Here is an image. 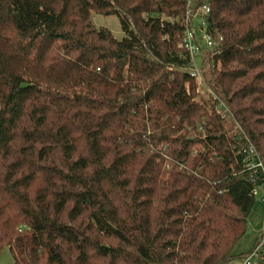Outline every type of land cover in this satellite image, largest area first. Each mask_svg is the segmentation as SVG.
Returning a JSON list of instances; mask_svg holds the SVG:
<instances>
[{
	"label": "trees",
	"instance_id": "obj_1",
	"mask_svg": "<svg viewBox=\"0 0 264 264\" xmlns=\"http://www.w3.org/2000/svg\"><path fill=\"white\" fill-rule=\"evenodd\" d=\"M199 4L0 0V251L13 264L236 258L264 186V0H208L222 41L203 53L207 100L180 47Z\"/></svg>",
	"mask_w": 264,
	"mask_h": 264
},
{
	"label": "built area",
	"instance_id": "obj_2",
	"mask_svg": "<svg viewBox=\"0 0 264 264\" xmlns=\"http://www.w3.org/2000/svg\"><path fill=\"white\" fill-rule=\"evenodd\" d=\"M193 0H187L190 5ZM210 12L208 0H200V4L195 10L189 9L185 19V32L183 40L180 44L181 48L188 54L190 63L188 72L190 77L196 82L197 86L203 84L202 76V57L206 50H211L222 41L221 38H215L206 32L207 19L206 15ZM198 20L197 26L194 22ZM198 32L200 34L198 35ZM198 60L201 61L198 64ZM257 195V190L253 192ZM260 202L264 204V197L260 198ZM264 233V231H262ZM264 247V240H261L249 253L242 258V264H252V261L260 256V249Z\"/></svg>",
	"mask_w": 264,
	"mask_h": 264
},
{
	"label": "rangeland",
	"instance_id": "obj_3",
	"mask_svg": "<svg viewBox=\"0 0 264 264\" xmlns=\"http://www.w3.org/2000/svg\"><path fill=\"white\" fill-rule=\"evenodd\" d=\"M92 22L96 29L108 30L115 40L120 41L124 37L119 20L114 15L103 16L93 13ZM196 23H198V20H196ZM197 63L200 64L201 61L198 60ZM196 93L198 94L196 99H212V93L206 88L204 83L197 86ZM262 197H264V186L257 189L252 213L247 218V232L236 246V258L228 264H242V260L240 259L242 255L249 253L257 245L262 231H264V204L260 202V198ZM0 264H13L12 255L6 246L0 251ZM253 264H256V261Z\"/></svg>",
	"mask_w": 264,
	"mask_h": 264
},
{
	"label": "crops",
	"instance_id": "obj_4",
	"mask_svg": "<svg viewBox=\"0 0 264 264\" xmlns=\"http://www.w3.org/2000/svg\"><path fill=\"white\" fill-rule=\"evenodd\" d=\"M235 250H236V249H235ZM234 255H236V254H235V251H234Z\"/></svg>",
	"mask_w": 264,
	"mask_h": 264
}]
</instances>
